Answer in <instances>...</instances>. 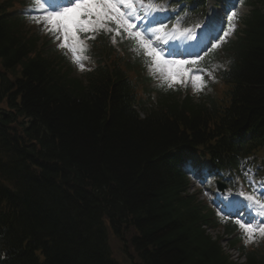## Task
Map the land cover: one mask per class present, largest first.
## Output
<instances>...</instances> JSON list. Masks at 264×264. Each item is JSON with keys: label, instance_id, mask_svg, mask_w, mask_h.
<instances>
[{"label": "trees", "instance_id": "trees-1", "mask_svg": "<svg viewBox=\"0 0 264 264\" xmlns=\"http://www.w3.org/2000/svg\"><path fill=\"white\" fill-rule=\"evenodd\" d=\"M255 19L254 44L244 55L243 65H233L230 75L234 86L225 95L229 108L210 115L201 107L197 112H187L189 108L176 111L171 106L167 107L171 116L153 114L142 121L129 115L118 89L114 88L115 96L111 98L115 85L107 79L95 78L91 93L83 100L77 93H68L43 65L30 60L24 63L25 48L31 47L0 28V60L6 65L20 61L25 64L20 93L26 109L41 118L52 134L50 146L60 152L57 161L63 169L57 174L62 175L63 184L72 185L69 173L99 188L97 195L89 196L85 207L63 213L49 204L35 179L31 178L29 187H24L16 174L7 170L10 180L20 187L16 225L24 222L27 226L23 230L30 233L36 224L42 232L37 235L34 231L32 235H43L38 244L25 250L14 228H1L4 232H0V244L9 250L12 264H35L31 255L36 248L44 251L47 264H103L92 250L93 240H89L88 249L85 239L95 235L91 230L100 216L115 215L119 209L127 210L145 234L138 240L143 245L136 247L144 253L146 264L220 262L218 254L211 255L209 238L200 232L202 218L198 209L180 195L181 184L180 189L169 184L171 173L162 158L186 139L185 130L199 134L200 127L209 128L210 121L221 123L238 116L245 126L264 123V16L258 13ZM243 48L240 45L237 49L241 52ZM51 184L55 185L53 180ZM162 217L165 223L172 220L171 223L165 225ZM186 222L191 227L187 228ZM221 260L225 263L222 257Z\"/></svg>", "mask_w": 264, "mask_h": 264}, {"label": "snow or ice", "instance_id": "snow-or-ice-1", "mask_svg": "<svg viewBox=\"0 0 264 264\" xmlns=\"http://www.w3.org/2000/svg\"><path fill=\"white\" fill-rule=\"evenodd\" d=\"M33 5V10L27 12L29 18L41 25L58 42L57 47L70 52L73 62L82 70L84 64L81 61L88 59L84 54L88 51L86 41L95 40L96 34L101 32L113 33V43L116 36L134 42L150 58L151 66L159 71L167 88L183 85L192 70L186 66L197 65L208 52L206 48L203 55L189 53V56L195 57L193 59L166 58L162 48L168 42L164 38L166 25L156 15L166 9L154 0H67V3L33 0ZM236 16L237 13L230 10L226 19L231 21ZM154 24L159 27H153ZM185 32L191 37V30ZM227 34L224 33L225 36ZM219 46V38L217 43L211 44V48ZM177 55L171 49L167 52V57ZM208 75L211 77V73ZM194 79L198 82L196 90L202 91L206 83L203 82V76L195 75ZM248 183L251 191H240L231 200L225 201V208L242 230L246 237L245 243H255L257 236L264 238V221L245 222L243 217L245 211L250 213L254 210L258 216H264V183L259 187H256L254 180Z\"/></svg>", "mask_w": 264, "mask_h": 264}, {"label": "rangeland", "instance_id": "rangeland-1", "mask_svg": "<svg viewBox=\"0 0 264 264\" xmlns=\"http://www.w3.org/2000/svg\"><path fill=\"white\" fill-rule=\"evenodd\" d=\"M215 88L212 90V92H211V96H215ZM80 196L81 197H83V198H85V199H89V194H88V192L86 193V192H80Z\"/></svg>", "mask_w": 264, "mask_h": 264}, {"label": "bare ground", "instance_id": "bare-ground-1", "mask_svg": "<svg viewBox=\"0 0 264 264\" xmlns=\"http://www.w3.org/2000/svg\"><path fill=\"white\" fill-rule=\"evenodd\" d=\"M93 239H94V236H92V237H91V240H93ZM87 246H88V247H87L88 249H89V248L91 249V246H90V244H89V245H87Z\"/></svg>", "mask_w": 264, "mask_h": 264}]
</instances>
